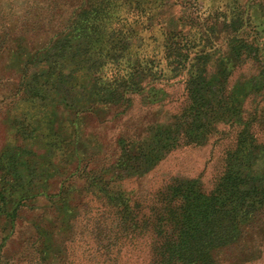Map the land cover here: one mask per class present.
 I'll use <instances>...</instances> for the list:
<instances>
[{
    "label": "trees",
    "instance_id": "16d2710c",
    "mask_svg": "<svg viewBox=\"0 0 264 264\" xmlns=\"http://www.w3.org/2000/svg\"><path fill=\"white\" fill-rule=\"evenodd\" d=\"M177 82L186 105L168 123L103 134ZM0 118V264L87 258L82 218L99 264L136 260L150 236L149 264L264 260V3L0 0ZM233 136L210 192L180 179L141 219L125 182Z\"/></svg>",
    "mask_w": 264,
    "mask_h": 264
},
{
    "label": "rangeland",
    "instance_id": "374dc122",
    "mask_svg": "<svg viewBox=\"0 0 264 264\" xmlns=\"http://www.w3.org/2000/svg\"><path fill=\"white\" fill-rule=\"evenodd\" d=\"M257 1L264 3V0ZM248 73L249 70L246 69L237 71L231 79L230 84L232 85L241 75H247ZM165 90L170 95L168 102L161 105L145 107L141 104L139 99H135V106L131 113L122 120L121 125L123 126H121V129L111 127V123H108L105 125V129L102 130L103 134L106 137L108 135L115 136L125 129L128 130L127 132L129 134H134L140 127L146 129L150 125L168 123L173 116L178 115L183 110L186 105L187 97L182 82H177L172 86L165 87ZM250 107L251 104L248 103L247 109H250ZM234 139L235 137L233 136L227 141H223L220 144L209 145L204 149L187 148L175 151L145 177L140 179L131 178L125 182V187L131 192L133 205H135L136 210L141 213V219L143 221L154 220L151 217L154 216L160 207L166 204V193L180 179H199L201 189L204 192H210L216 178L218 179L224 170L225 150L234 144ZM6 140L5 126L0 120V148L5 144ZM109 143H111V141H109ZM91 207L96 209L98 205L91 204ZM93 208H89L91 214L94 212L92 210ZM75 231L74 240L85 242L88 247V253L86 254L87 258L82 259L81 257H77L73 263L99 264V254L100 252L103 253L102 246L98 245L99 248L97 253L93 251L91 254V251H89L92 247V242L88 240H91L90 238L93 233L91 220L82 218L76 225ZM149 239L151 240V236ZM150 240H147V243L141 246L145 250L141 257L133 260L135 254L134 250L125 256L123 264H149L148 251ZM14 242L10 244V249L13 248ZM85 243L82 244L85 245ZM74 247L77 248V253H82L81 248L75 245ZM261 264H264V260L261 261Z\"/></svg>",
    "mask_w": 264,
    "mask_h": 264
}]
</instances>
